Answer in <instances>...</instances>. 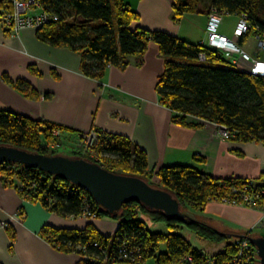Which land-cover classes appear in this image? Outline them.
I'll return each instance as SVG.
<instances>
[{"label":"trees","instance_id":"1","mask_svg":"<svg viewBox=\"0 0 264 264\" xmlns=\"http://www.w3.org/2000/svg\"><path fill=\"white\" fill-rule=\"evenodd\" d=\"M37 1L45 11L59 16V21L39 29L37 37L52 47L78 52L86 77L103 80L109 67L126 69L132 57L136 58L138 65H142L144 54L154 42L165 60V71L157 83V92L161 104L174 111L176 122L193 128L197 127L195 123L201 121L224 125L234 135L230 141L264 142V77L241 71L225 59L224 51L216 50L209 43L205 45L184 41L168 32L134 27L140 22L141 16L125 0ZM12 4L13 0H0V24L3 13L12 11ZM172 9L177 22L185 14L196 13L208 16L213 12L234 15L240 18V22L244 18L249 30L240 39L243 42L252 36L264 39V0H173ZM202 54L205 60H201ZM0 79L32 99L37 97V93L30 90V86L23 80L14 81L7 75H1ZM56 127L64 131L62 127L47 121L0 111V147H15L34 154L57 156L49 148L54 143L60 145L61 139L53 136ZM99 147L102 153L113 157L102 156L97 161L79 150V147L68 157L94 162L113 174L139 177L150 186L171 193L181 203V209L190 205L204 210L215 200L223 201L227 198L241 201L245 194L260 196L259 205L264 206V186H258L252 181L216 179L199 172L194 166H169L158 171L151 170L148 155L124 136L101 134L96 149ZM195 160L205 162L204 158L195 157ZM14 166L16 169H13ZM0 176L3 182L8 181L9 185L6 186L17 189L22 185V197L25 200L39 202L66 218L80 217L83 201L88 198L99 219L112 217L121 220L116 236L129 237L134 243L142 244L143 252L146 253L144 260L147 262L154 260L156 264H180L185 256H193L197 263L201 262L203 253L194 249L180 235L183 229L215 243L224 242L229 237L207 223L190 219L189 215L183 219H169L164 212L148 209L139 201L126 203L116 213L108 212L88 192L65 178L26 165L2 164ZM70 189L75 193H71ZM143 215L155 223H163L170 233L149 231L147 224L139 218ZM250 236L254 234L251 232ZM42 237L54 248L61 247L60 251L67 253L75 252V247L79 245L95 242L104 245L109 240L93 226L83 231L46 228ZM246 240L252 244L249 239ZM163 244L167 245L165 253L161 251ZM237 247V243L228 244L224 253L215 256L217 263H229L238 252Z\"/></svg>","mask_w":264,"mask_h":264},{"label":"crops","instance_id":"2","mask_svg":"<svg viewBox=\"0 0 264 264\" xmlns=\"http://www.w3.org/2000/svg\"><path fill=\"white\" fill-rule=\"evenodd\" d=\"M172 1L125 0L141 16L134 27L164 31L184 41L208 45L209 16L185 14L177 22ZM229 16L221 15L222 21ZM239 24L238 21L236 30ZM236 30L231 33L219 26V33L252 60L264 62V52L257 49L258 39L252 36L243 42ZM37 31L23 29L13 35L0 30V76L23 80L37 93L32 99L0 79V111L58 125L64 129L62 140L75 148L80 132L96 129L99 135L124 136L148 155L151 170L194 166L216 179L238 178L264 186L263 141L222 140L214 135L213 123L196 121L194 128L183 125L174 120V111L161 104L156 86L165 71V60L156 43L149 45L142 65L132 57L126 69L109 67L103 80H96L84 75L78 52L40 41ZM224 54L241 71L250 69L251 62L243 60L242 53ZM195 157L204 158L205 162H198ZM199 211L205 215L204 221H199L225 234H248L257 229L262 218L254 209L218 201ZM17 212L24 217L22 222L12 220ZM0 218L10 222L7 229L0 230V264L78 263L79 254L61 252L42 237L46 228L83 231L93 226L105 238L113 236L106 229L108 223L102 220L66 218L39 202L25 200L16 189L2 183L1 176Z\"/></svg>","mask_w":264,"mask_h":264},{"label":"built area","instance_id":"3","mask_svg":"<svg viewBox=\"0 0 264 264\" xmlns=\"http://www.w3.org/2000/svg\"><path fill=\"white\" fill-rule=\"evenodd\" d=\"M12 11L3 13V19L0 24V28L3 31L17 35L23 29H41L44 25L51 24L54 21H59V16L54 13L45 11L42 5L37 0H13ZM222 23L221 15L213 12L209 16V22L207 26L209 34V45L216 50L224 52H239L242 53V58L245 61L251 62L249 73L252 76L264 77V62L257 59H251L245 51H241L231 40H228L225 36L219 33V26ZM247 22L243 18L236 30V36H241L247 32ZM258 39L257 49L259 52H264V39ZM201 60H205V55L200 56ZM215 126L214 135L222 140H229L234 135L232 131L226 127L213 123ZM78 140V146L82 150L91 153L94 145L98 143L99 135L96 129L89 132H80ZM53 136L62 139V130L59 127L53 129ZM59 144L53 145L57 148ZM11 167V166H8ZM13 169H16L14 166ZM2 181V179H1ZM5 185H9L8 181L3 182ZM16 191L22 196L24 193V187L20 185ZM71 191V189H70ZM75 193L71 191V193ZM241 201L224 199L218 201L222 204H228L230 206L245 208H251L261 213L262 218L258 224L259 228H264V206L259 205L260 196L254 197L252 195H243ZM216 201V200H215ZM214 201V202H215ZM50 202V201H49ZM82 215L90 220L99 219L98 213L93 210L92 203L88 198L84 199ZM23 216L20 212L13 215V221H23ZM8 220H2L0 218V230H5L9 226ZM119 224L116 225V231L112 237H106L108 242L104 245L95 242L91 245H79L75 247V252L79 254L81 260L76 264H149L145 261V254L143 252L142 244H136L133 240L128 238H119L116 235ZM115 239V240H114ZM237 253L229 260L227 264H262L258 256L257 250L254 249L252 244L248 240H239L237 244ZM61 250V247H57ZM146 252V250H145ZM155 262V261H154ZM180 264H195V258L193 256H185ZM204 264H219L212 259H207Z\"/></svg>","mask_w":264,"mask_h":264},{"label":"water","instance_id":"4","mask_svg":"<svg viewBox=\"0 0 264 264\" xmlns=\"http://www.w3.org/2000/svg\"><path fill=\"white\" fill-rule=\"evenodd\" d=\"M7 163L26 165L34 170L54 176L59 175L88 192L103 209L111 213L121 210L128 202L139 201L148 209L164 212L169 219L188 217L181 209V203L171 193L154 188L139 177L113 174L106 168L82 158L62 155L44 156L15 147L2 146L0 147V165ZM230 236L238 240L249 239L256 248L261 263L264 264L263 236L247 237L242 234Z\"/></svg>","mask_w":264,"mask_h":264},{"label":"rangeland","instance_id":"5","mask_svg":"<svg viewBox=\"0 0 264 264\" xmlns=\"http://www.w3.org/2000/svg\"><path fill=\"white\" fill-rule=\"evenodd\" d=\"M203 1L207 2V0H203ZM238 21L240 22L239 17L231 15L229 17H224V19L220 25H221L222 29L226 28L229 30V32L234 33V30H236L235 28L237 27ZM206 38L207 39L209 38L208 30H207ZM55 144L56 143L51 144L49 146V148L53 153H56L57 156L62 155V156L68 157V156H72V155H70L72 152L77 151V148L74 147V144H69V145L67 144L68 145L67 146L66 143L62 139H61L59 147L54 148L53 145H55ZM96 145H94L91 153L85 151V149L82 150L81 147H79V150L81 149L89 157H92L97 161H100L102 156L113 157L112 155H110L108 153H105V152L102 153L100 147L96 149ZM182 209L184 210V212L187 215L190 216V218L193 219L195 217L198 220L204 221V219H202V217L204 218L205 215L202 214L197 208H194V207L192 208L190 205H186ZM139 218L147 224L148 230L153 232V233H160V234L161 233H165V234L170 233L163 223H155L154 221H152L150 218H148L145 215L139 216ZM97 220H102L103 222L108 223V227L106 229L109 230V232L112 235H114V233L116 231V225H118L121 222L120 219L118 220V219H114L112 217H105L104 219H97ZM90 223H92V222H90ZM112 225H114V226L112 227ZM255 228H257V229H252V230H250V232L248 234H242V235L248 237L250 235V233L252 232L254 234V236H257V237L263 236L264 237V228H259L258 226ZM228 234H229V237L226 241L215 243V242H212L209 240L201 239L195 233L193 234L191 231H188L186 229H183V231L180 233V235L184 236V238L192 245V247L194 249L203 253V256H202L203 259L201 260V262L197 263L196 258H195V264H204V262L207 259H212L217 263L215 256H217L220 253H224L228 244H235V243L238 244L239 240H246V239H239L238 240V239L230 236V235H237V236L241 235L240 233H237V231L228 232L227 235ZM161 251L165 253L167 251V245L163 244ZM224 263L227 264L228 262L226 261ZM149 264H156V263L154 262V260H151V261H149Z\"/></svg>","mask_w":264,"mask_h":264},{"label":"flooded vegetation","instance_id":"6","mask_svg":"<svg viewBox=\"0 0 264 264\" xmlns=\"http://www.w3.org/2000/svg\"><path fill=\"white\" fill-rule=\"evenodd\" d=\"M98 131V130H97ZM99 135V134H98ZM100 136V135H99Z\"/></svg>","mask_w":264,"mask_h":264}]
</instances>
